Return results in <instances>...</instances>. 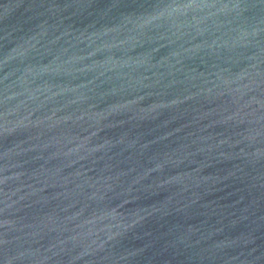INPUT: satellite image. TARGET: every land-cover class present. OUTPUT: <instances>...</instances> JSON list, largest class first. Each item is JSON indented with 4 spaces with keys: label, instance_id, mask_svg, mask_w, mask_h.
<instances>
[{
    "label": "water",
    "instance_id": "obj_1",
    "mask_svg": "<svg viewBox=\"0 0 264 264\" xmlns=\"http://www.w3.org/2000/svg\"><path fill=\"white\" fill-rule=\"evenodd\" d=\"M0 264H264V0H0Z\"/></svg>",
    "mask_w": 264,
    "mask_h": 264
}]
</instances>
